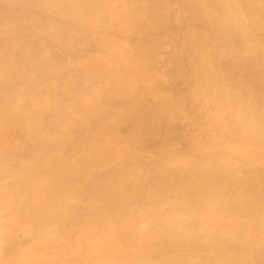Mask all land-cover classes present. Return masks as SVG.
Segmentation results:
<instances>
[{
    "label": "bare ground",
    "instance_id": "6f19581e",
    "mask_svg": "<svg viewBox=\"0 0 264 264\" xmlns=\"http://www.w3.org/2000/svg\"><path fill=\"white\" fill-rule=\"evenodd\" d=\"M0 264H264V0H0Z\"/></svg>",
    "mask_w": 264,
    "mask_h": 264
}]
</instances>
